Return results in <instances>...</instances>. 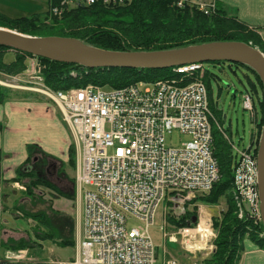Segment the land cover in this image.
I'll list each match as a JSON object with an SVG mask.
<instances>
[{"label": "built area", "instance_id": "1", "mask_svg": "<svg viewBox=\"0 0 264 264\" xmlns=\"http://www.w3.org/2000/svg\"><path fill=\"white\" fill-rule=\"evenodd\" d=\"M51 16L60 17L78 8L123 7L132 0H46ZM178 8H197L205 15L217 11L215 1L173 0ZM43 65L36 57L22 82L27 90L49 98L62 112L77 154L76 199L83 205L82 239L72 261L54 264H160L151 227L160 205L166 201L183 209L186 201L209 193L220 179L212 149V122L208 89L201 79L203 64L173 69V79L139 82L106 90L88 85L55 92L41 76ZM245 110L254 111L249 95L242 97ZM174 131L189 141L167 145ZM232 148L236 155L234 199L240 217L248 210L261 221L258 164L253 147ZM201 211V209H200ZM135 222L136 224H131ZM197 236L199 237L197 239ZM170 242L197 254L213 251L216 234L211 219L200 217L196 227L164 232ZM180 239V240H179ZM201 242L204 245H201ZM8 264L29 262L26 250L8 251ZM162 264H177L164 261Z\"/></svg>", "mask_w": 264, "mask_h": 264}, {"label": "trees", "instance_id": "2", "mask_svg": "<svg viewBox=\"0 0 264 264\" xmlns=\"http://www.w3.org/2000/svg\"><path fill=\"white\" fill-rule=\"evenodd\" d=\"M214 14L205 15L197 8L187 6L178 8L173 0H132L123 7H88L67 11L60 17L51 16L50 11L44 18H9L0 13V27L31 36H59L78 39L85 44L110 51L151 52L185 48L213 42H244L258 48L264 54V41L258 29L248 26L235 18L229 17L217 3ZM50 20V24L47 21ZM8 55L12 60L8 61ZM31 55L0 46V71L12 75L25 72L28 68L27 57ZM43 65L41 76L44 83L55 92H67L88 85L99 86L106 90L120 89L139 82L153 83L159 80L173 79V69H87L76 64L59 63L40 58ZM229 62H214L222 65ZM247 72L249 78V95L253 102V123L256 130L252 133L251 147L259 145L264 124V87L258 74L250 67L230 63ZM215 77L204 68L203 74L195 73L189 81L201 79L208 89L209 107L214 115L212 122V149L220 168V179L209 193L198 195L186 204L184 213L175 217L167 216L168 224L174 228L195 227L194 218H198V206L219 205L220 199L226 198L227 208L219 217H213V226L218 231L214 241L215 251L200 264H241L244 254V241L256 244L264 250V226L251 217L245 210L244 218L238 217V209L234 199V173L236 155L233 142L224 128L225 116L214 100V88L211 78ZM222 89L219 88V92ZM11 97L10 92L0 87V104ZM245 110V109H244ZM0 129L2 125L0 123ZM257 154V149H255ZM75 146L70 147V165L76 168ZM4 155L0 151V163ZM5 184L0 168V185ZM40 186H47L40 179L31 180L23 189L24 195L30 199L43 200L44 194ZM169 204V203H168ZM170 206V205H169ZM172 208L170 207V210ZM19 210V209H18ZM171 212V211H170ZM22 216L33 218L45 227L43 232L33 227L34 236L43 241L49 240L59 247L74 245L73 241H56L52 232L53 222L47 213H29L19 210ZM30 238L18 242L5 243V248L19 250L34 246Z\"/></svg>", "mask_w": 264, "mask_h": 264}, {"label": "crops", "instance_id": "3", "mask_svg": "<svg viewBox=\"0 0 264 264\" xmlns=\"http://www.w3.org/2000/svg\"><path fill=\"white\" fill-rule=\"evenodd\" d=\"M209 1H216L229 17L258 29V33L264 41V0ZM9 101H6L5 104H0V123L2 125V129H0V150L8 152L6 158L0 163L4 179L11 180L16 177V171L19 167L25 166V170L28 171L30 169L29 166H31H26L29 163V158L32 157L33 150L38 149L41 153L48 155L53 161L59 162L58 166L55 165L54 172H52L55 178L54 185L48 181L51 183L49 187L56 193L54 199L56 201L58 199L60 202L61 211L66 210L65 200L75 199V180L72 181L68 171H66V167L69 165V147L72 135L63 116L61 117V110L52 100H43L33 96ZM17 186H20V184L17 185L13 182L0 185V261L8 250L4 246L5 243L18 242L26 238H30L31 242L38 243V239L33 234V226L28 223V221L36 220L22 216L19 210L26 207V211L29 213H37L39 212V206H36V204L39 202L38 200H31L24 194L22 195L17 190ZM20 188L23 189L24 187ZM18 194H21V196H17ZM78 207L83 228V205L78 204ZM209 207L215 208L216 206ZM203 208L206 210L207 207ZM46 211L49 220L53 221L52 226L63 228L59 216L52 215L55 210L49 207ZM19 223L23 224L19 226ZM36 224L35 228L39 225L37 221ZM25 226L28 229H25ZM80 239H82V229L77 242ZM58 241L74 242L72 246L61 247L63 249L59 256L62 259L58 261L74 259L76 255V240ZM68 247H72V249ZM27 249L34 259L32 264H36L34 262L39 261L37 260L38 256H35L32 247ZM244 249L241 264H264V250L260 249L256 244L245 240ZM50 251L55 253L51 247Z\"/></svg>", "mask_w": 264, "mask_h": 264}, {"label": "rangeland", "instance_id": "4", "mask_svg": "<svg viewBox=\"0 0 264 264\" xmlns=\"http://www.w3.org/2000/svg\"><path fill=\"white\" fill-rule=\"evenodd\" d=\"M47 12H48V3L46 0H0V13L6 15L9 18H13V19L22 18V17L32 18L34 16H40L41 18H44ZM47 23L50 24V20H48ZM8 56L9 57L7 58V60L8 61L12 60L11 59L12 56L11 55ZM204 66L215 76L211 78V84L214 88V100L217 102L218 106L220 107V110L223 111V114L225 116L224 128L229 130L228 131L229 139L233 142L234 146L239 150L249 148L252 143V133L253 131L256 130V127L253 123L254 118H252L253 115L251 114V112L248 110H244L243 108L242 97L244 94H246L247 91H249L250 87L248 80L249 78L252 79V77L247 72L237 68L234 65H231L230 63H226L222 65H213L211 63H204ZM24 73L25 72L12 75L0 71V87H3L10 92L11 97L9 100L14 101L15 99H21L23 97L27 98L30 96L43 100L48 99L44 95L38 92H32L30 90H27L26 88L24 89L23 87H25V85L22 82L13 80L14 76L17 77L18 80H23ZM219 88L222 89L220 92H219ZM5 103L6 102L2 104ZM73 141H74L73 137L71 136L70 147L73 146ZM187 141H189V138L187 136L180 134L177 131H174L172 134H169L166 137L167 145L171 147H179L182 143H185ZM254 147L255 146H253V148ZM32 148H34V146H32ZM33 151L34 153L35 152L37 153L32 154V157L29 158V163L26 166L31 165V161L35 158L34 156H41V155L47 157L48 161L52 163L54 166L55 165L58 166L59 162L53 161V159H51L45 153L44 154L41 153V151H39L38 149H35ZM1 152L4 155L2 159L3 161L6 158L8 152L5 150ZM233 152L235 153L234 150ZM76 157L77 154L74 157L75 162L77 160ZM69 161H70V156H69ZM69 165L68 167H66V171H68L70 179L74 181L76 178V168L72 165L70 166ZM0 168L3 176V169L1 165ZM29 168L30 169L26 171L25 166L19 167L16 171L17 172L16 177H14L11 180H5L3 177V180H5V183L7 184H10L12 182L14 184L16 183L17 185L20 184V186H17V190L20 191L21 194L23 195L24 188L21 189L20 187H25L26 184H28L31 180L37 179L33 174V171L31 170V166H29ZM50 182L54 185L52 181ZM45 183H47V186L39 187V190H41L42 193L44 194L43 200L42 201L38 200L39 203L36 204V206H39V212L47 213L46 211L47 208L49 209V207L50 208L52 207V209L55 210V212L52 213V215L59 216L60 218L59 220L62 221L63 228H59L58 226L51 228L52 232L55 234L56 241L76 240L77 242L82 229V223L79 217V209H78L79 207H78L77 199L72 198L65 200L66 210L62 209L63 211H61L60 202L58 201V199L57 201L54 199L56 193L49 187L51 183H49L48 180L45 181ZM21 194H18L17 196L19 195L21 196ZM191 200L186 201L185 205L183 206V210H180L182 207H179L176 204H171V203L168 204L166 201H164L158 209L155 222L151 227V236L157 247L158 260L160 264H162L164 261H175L177 264H200L203 260L208 258L215 251L216 247H214L213 251L206 250L203 253H199L193 256L189 254L186 250H184L183 245L180 241L174 243L164 238V228H167V231L169 233L176 231L174 227L168 224V220H167L168 214L172 213L173 216L175 217L181 216L185 211L184 209L186 207V204ZM170 207L172 208L171 210ZM202 207L205 208L207 207L205 211L204 210L198 211V215L199 216L201 215L200 217H202L203 222L205 221V219L208 220V219H212L213 217H219L220 214L223 211H225L227 208L226 198L225 197L221 198L219 205H217L215 208H211L209 207V205H203ZM24 210H26V207H24ZM237 213L240 219L245 217L244 215L240 217L239 212ZM28 223L33 227L37 225L36 221H28ZM22 224L23 223H19V226H21ZM132 224H136V223L131 222L130 225ZM24 228L28 229L26 228V226ZM36 229L41 230L43 232L47 231V229L45 227H42L41 224H39ZM214 231L217 238L218 231L215 228ZM198 238L199 237L197 236V239ZM216 238L214 239V241L216 240ZM201 245L204 244L201 242ZM50 247L54 249L55 253H52L50 251ZM68 248L72 249V247H68ZM62 249L63 248L57 246L56 244H54L49 240L41 241L38 239V243H35V246L32 247L33 253L35 254V256H38L37 260H39L35 263L53 264L54 261H58L62 259L61 256H59ZM23 250H27V248H23Z\"/></svg>", "mask_w": 264, "mask_h": 264}, {"label": "water", "instance_id": "5", "mask_svg": "<svg viewBox=\"0 0 264 264\" xmlns=\"http://www.w3.org/2000/svg\"><path fill=\"white\" fill-rule=\"evenodd\" d=\"M0 46L59 63L87 69L165 70L188 64L229 62L246 65L260 77L264 87V54L238 41L213 42L180 49L151 52L110 51L68 37L31 36L0 27ZM258 191L264 226V124L257 149ZM197 222L194 218L193 223Z\"/></svg>", "mask_w": 264, "mask_h": 264}, {"label": "flooded vegetation", "instance_id": "6", "mask_svg": "<svg viewBox=\"0 0 264 264\" xmlns=\"http://www.w3.org/2000/svg\"><path fill=\"white\" fill-rule=\"evenodd\" d=\"M31 170L35 177L43 182L47 180L54 182L55 180L54 173H52L55 170V166L45 156L34 158L31 161Z\"/></svg>", "mask_w": 264, "mask_h": 264}]
</instances>
